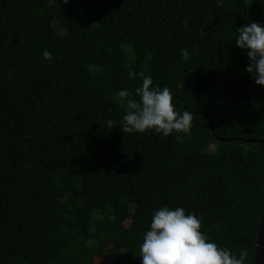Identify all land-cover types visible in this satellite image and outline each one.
I'll use <instances>...</instances> for the list:
<instances>
[{
    "label": "trees",
    "instance_id": "trees-1",
    "mask_svg": "<svg viewBox=\"0 0 264 264\" xmlns=\"http://www.w3.org/2000/svg\"><path fill=\"white\" fill-rule=\"evenodd\" d=\"M251 21L264 24L261 0H0V264H97L87 243L108 264H141L162 206L200 217L210 240L253 264L264 86L235 44ZM129 71L193 113L182 142L122 131L141 83Z\"/></svg>",
    "mask_w": 264,
    "mask_h": 264
},
{
    "label": "clouds",
    "instance_id": "clouds-1",
    "mask_svg": "<svg viewBox=\"0 0 264 264\" xmlns=\"http://www.w3.org/2000/svg\"><path fill=\"white\" fill-rule=\"evenodd\" d=\"M52 2L55 0H50ZM216 3L219 7L222 0H216ZM182 23L186 25L187 21ZM236 30V46L247 50L245 71L256 85L264 86V24L251 21ZM194 52L195 49L192 50ZM190 55L187 48L180 49L182 60H188ZM41 56L44 60H52V54L47 49L42 50ZM128 77L139 79L141 83L134 89L138 101L128 100L130 110L120 120L122 131L129 134L153 131L165 137L175 134L177 142H182L184 136L190 134L193 113L177 111L170 89L155 85L145 71H129ZM117 95L123 99L132 93L121 89ZM106 123L111 127L116 121L109 119ZM200 229L201 218L190 212L186 214L183 207H160L154 211L148 229L142 235L141 264H246V249H241L237 255L218 246Z\"/></svg>",
    "mask_w": 264,
    "mask_h": 264
},
{
    "label": "rangeland",
    "instance_id": "rangeland-1",
    "mask_svg": "<svg viewBox=\"0 0 264 264\" xmlns=\"http://www.w3.org/2000/svg\"><path fill=\"white\" fill-rule=\"evenodd\" d=\"M56 21L53 20L52 23H55ZM248 62H246L243 58H238V64L239 66L241 67H246ZM253 94V90H252V93L251 95ZM130 216H127L125 221H124V224L127 225L130 221ZM56 237L59 238V237H62V234H59V233H56ZM107 252L108 254H114L118 249L119 247L115 246V245H109L107 248ZM83 250L86 254L88 255H91L92 259L97 263V264H108L109 263V259L107 257H104V256H101V255H94L92 254V251H91V244L90 243H87L83 246Z\"/></svg>",
    "mask_w": 264,
    "mask_h": 264
},
{
    "label": "water",
    "instance_id": "water-1",
    "mask_svg": "<svg viewBox=\"0 0 264 264\" xmlns=\"http://www.w3.org/2000/svg\"><path fill=\"white\" fill-rule=\"evenodd\" d=\"M246 141H252V139H248ZM253 264H264V209L260 218L257 236L254 243Z\"/></svg>",
    "mask_w": 264,
    "mask_h": 264
}]
</instances>
